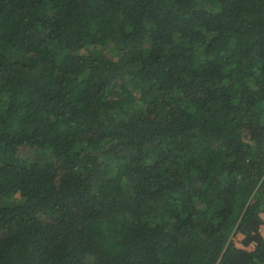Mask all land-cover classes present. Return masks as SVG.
<instances>
[{
	"label": "trees",
	"instance_id": "1",
	"mask_svg": "<svg viewBox=\"0 0 264 264\" xmlns=\"http://www.w3.org/2000/svg\"><path fill=\"white\" fill-rule=\"evenodd\" d=\"M0 264H264V0H0Z\"/></svg>",
	"mask_w": 264,
	"mask_h": 264
}]
</instances>
